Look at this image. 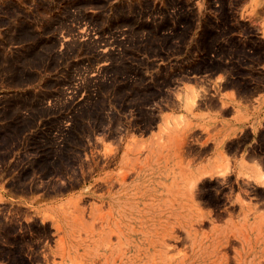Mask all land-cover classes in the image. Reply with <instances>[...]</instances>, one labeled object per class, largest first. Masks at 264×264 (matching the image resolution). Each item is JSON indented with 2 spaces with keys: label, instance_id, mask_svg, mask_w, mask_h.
<instances>
[{
  "label": "rangeland",
  "instance_id": "obj_1",
  "mask_svg": "<svg viewBox=\"0 0 264 264\" xmlns=\"http://www.w3.org/2000/svg\"><path fill=\"white\" fill-rule=\"evenodd\" d=\"M261 65L264 0H0V264H264L223 182L139 140L182 79Z\"/></svg>",
  "mask_w": 264,
  "mask_h": 264
},
{
  "label": "crops",
  "instance_id": "obj_2",
  "mask_svg": "<svg viewBox=\"0 0 264 264\" xmlns=\"http://www.w3.org/2000/svg\"><path fill=\"white\" fill-rule=\"evenodd\" d=\"M256 71L262 76L245 88L239 83L248 77L228 71L182 79L173 88L181 102L160 112L155 130L139 140L158 146L157 138L158 141L161 136L167 138L172 166L178 173L183 165L192 172L186 181L193 180L198 185L204 180L223 182L225 211L234 207L241 226L256 230L261 238L264 237V65ZM2 195L12 199L8 193ZM251 214L254 215L247 221Z\"/></svg>",
  "mask_w": 264,
  "mask_h": 264
}]
</instances>
